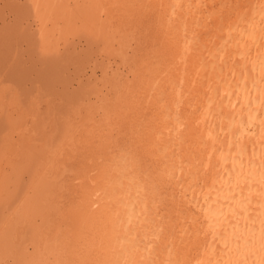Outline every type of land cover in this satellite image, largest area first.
<instances>
[{
  "label": "bare ground",
  "instance_id": "bare-ground-1",
  "mask_svg": "<svg viewBox=\"0 0 264 264\" xmlns=\"http://www.w3.org/2000/svg\"><path fill=\"white\" fill-rule=\"evenodd\" d=\"M0 264H264V0H0Z\"/></svg>",
  "mask_w": 264,
  "mask_h": 264
},
{
  "label": "rangeland",
  "instance_id": "rangeland-1",
  "mask_svg": "<svg viewBox=\"0 0 264 264\" xmlns=\"http://www.w3.org/2000/svg\"><path fill=\"white\" fill-rule=\"evenodd\" d=\"M134 23L135 26L140 30V33L143 36V46L141 48V52L142 55H144L145 57L147 55H150V53L152 51H154L155 49H160V46L162 44V35L160 33L159 30V17L157 16V13L154 10H150V11H144L143 9L140 10V12L136 13L135 18H134ZM122 116L119 117L118 119V124H117V128H116V132L115 134H109L108 130H101L100 129H96V127H93L91 130L88 131V133L84 134L86 135L84 141L79 142L77 145L80 147L75 148L78 149L77 153H75L74 156L76 157H72L73 162H71V168L76 169L77 167L82 166V164L80 163H76L78 160L80 159H84L86 157H93L94 154H96L99 151H108L111 148L114 147H126V146H137L136 142H135V138L133 136L132 133H134L135 131V125L133 124L134 122V114L135 111L134 110H122ZM121 111V112H122ZM111 135V136H110ZM70 157V158H71ZM71 158V159H72ZM76 158L77 161L75 160ZM76 167V168H75ZM70 181L68 184V191L70 190L69 193H74L73 196L68 195V197L70 198L72 196V198H68L69 199V204H72V199H73V204L72 206L69 208V210L67 211L68 216H75L78 212H80V210L78 211V199H81V194L83 193V189L80 190L81 187H79L78 183ZM75 185V187H74ZM77 185L79 188H77ZM72 187V189L70 188ZM76 189H79L76 191ZM72 190V192H71ZM76 191V192H75ZM80 194V198L79 196L77 197V195ZM77 194V195H76ZM78 198V199H76ZM77 203H76V200ZM71 202V203H70ZM76 203V204H74ZM75 205V206H74ZM74 206V207H73ZM73 207V208H72ZM67 208V207H66ZM77 208V210H76ZM79 214V213H78Z\"/></svg>",
  "mask_w": 264,
  "mask_h": 264
}]
</instances>
